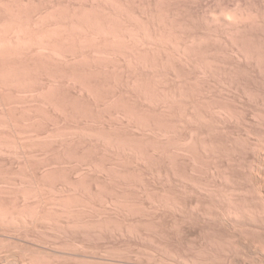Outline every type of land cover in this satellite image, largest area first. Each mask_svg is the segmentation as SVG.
Returning <instances> with one entry per match:
<instances>
[{
  "label": "rangeland",
  "instance_id": "374dc122",
  "mask_svg": "<svg viewBox=\"0 0 264 264\" xmlns=\"http://www.w3.org/2000/svg\"><path fill=\"white\" fill-rule=\"evenodd\" d=\"M0 264H264V0H0Z\"/></svg>",
  "mask_w": 264,
  "mask_h": 264
},
{
  "label": "bare ground",
  "instance_id": "6f19581e",
  "mask_svg": "<svg viewBox=\"0 0 264 264\" xmlns=\"http://www.w3.org/2000/svg\"><path fill=\"white\" fill-rule=\"evenodd\" d=\"M223 14H224V13H223ZM224 15H225V14H224ZM222 16H223V15H222ZM220 17H221V16H220ZM226 18H227V17H226ZM221 20H222V19H221ZM229 22H230V21H229ZM6 23H7V22H6ZM6 23H4V24H6ZM7 24H8V23H7ZM2 27H3V26H2ZM6 27H7V26H6ZM13 27H15V26H13ZM11 28H12V26H11ZM3 29H4V28H3ZM6 29H7V28H6ZM11 30H12V29H11ZM3 31H4V30H3ZM9 31H10V30H9ZM15 31H16V30H15ZM61 31H63V30H61ZM48 32H49V31H48ZM137 32H138V31H137ZM7 33H8V32H7ZM13 33H15V32H14V29H13ZM18 33H19V31H18ZM101 33H102V32H101ZM140 33H141V31H140ZM15 34H16V33H15ZM102 34H103V33H102ZM1 35H2V34H1ZM11 35H12V34H11ZM11 35H10V36H11ZM18 35H19V34H18ZM103 35H104V34H103ZM142 35H143V34H142ZM142 35H141V36H142ZM41 36H42V35H41ZM143 36H144V35H143ZM35 37H36V36H35ZM82 37H83V36H82ZM112 37H113V36H112ZM127 37H128V36H127ZM3 38H4V37H3ZM18 38H20V37H18ZM26 38H27V37H26ZM37 38H38V37H37ZM49 38H50V37H49ZM92 38H93V36H92ZM128 38H129V37H128ZM155 38H156V37H155ZM4 39H5V38H4ZM135 40H136V39H135ZM13 41H14V40H13ZM27 41H28V40H27ZM60 41H62V40H60ZM80 41H81V40H80ZM131 41H132V40H131ZM1 42H2V41H1ZM33 42H34V41H33ZM58 42H59V41H58ZM107 42H108V41H107ZM133 42H134V41H133ZM150 42H151V41H150ZM14 43H16V42L14 41ZM93 43H94V42H93ZM12 44H13V43H12ZM25 44H26V43H25ZM36 44H37V43H36ZM46 44H47V43H46ZM79 44H80V43H79ZM134 44H136V43H134ZM4 45H5V44H4ZM4 45H3V46H4ZM15 45H16V44H15ZM19 45H20V44H19ZM113 45H114V44H113ZM64 46H65V45H64ZM107 46H108V45H107ZM141 46H142V45H141ZM22 47H23V46H22ZM49 47H50V46H49ZM60 47H61V46H60ZM143 47H144V46H143ZM156 47H157V46H156ZM183 47H184V46H183ZM9 48H11V47H9ZM44 48H45V47H44ZM7 49H8V47H7ZM27 49H28V48H27ZM55 49H56V48H55ZM68 49H69V48H68ZM93 49H94V48H93ZM96 49H97V48H96ZM25 50H26V49H25ZM37 50H38V49H37ZM134 50H135V49H134ZM139 50H140V49H139ZM7 51H8V50H7ZM51 51H52V50H51ZM51 51H50V52H51ZM54 51H55V50H54ZM54 51H53V52H54ZM55 52H56V51H55ZM136 52H137V51H136ZM33 53H35V52H33ZM58 53H59V52H58ZM102 53H103V52H102ZM4 54H5V53H4ZM13 54H14V53H13ZM36 54H37V53H36ZM41 54H42V53H41ZM56 54H57V53H56ZM99 54H100V53H99ZM54 55H55V53H54ZM54 55H53V56H54ZM4 56H5V55H4ZM70 56H71V55H70ZM101 56H102V55H101ZM58 57H59V55H58ZM58 57H57V55H56V58H58ZM60 57H61V56H60ZM67 57H68V56H67ZM8 58H9V57H8ZM49 58H50V57H49ZM21 59H22V58H21ZM61 59H62V58H61ZM50 61H51V60H50ZM28 67H29V66H28ZM1 81H2V80H1ZM1 83H2V82H1ZM3 84H4V83H3Z\"/></svg>",
  "mask_w": 264,
  "mask_h": 264
}]
</instances>
